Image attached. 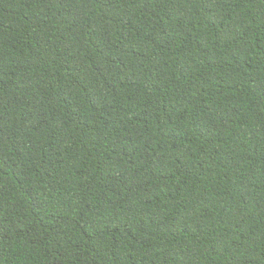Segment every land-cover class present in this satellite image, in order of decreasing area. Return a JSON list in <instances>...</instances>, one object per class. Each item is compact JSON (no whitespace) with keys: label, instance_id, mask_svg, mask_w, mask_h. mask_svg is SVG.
I'll return each instance as SVG.
<instances>
[{"label":"trees","instance_id":"1","mask_svg":"<svg viewBox=\"0 0 264 264\" xmlns=\"http://www.w3.org/2000/svg\"><path fill=\"white\" fill-rule=\"evenodd\" d=\"M0 264H264V0H0Z\"/></svg>","mask_w":264,"mask_h":264}]
</instances>
